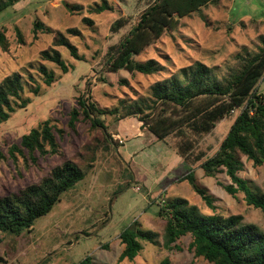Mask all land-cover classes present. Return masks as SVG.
I'll list each match as a JSON object with an SVG mask.
<instances>
[{
  "label": "rangeland",
  "instance_id": "obj_1",
  "mask_svg": "<svg viewBox=\"0 0 264 264\" xmlns=\"http://www.w3.org/2000/svg\"><path fill=\"white\" fill-rule=\"evenodd\" d=\"M152 1L105 0L106 8L103 0H15L0 12V31L9 42L6 51L0 47V81L16 73L23 83L20 98L12 100L14 110L0 124V151L6 156L0 161V195L39 181L91 137L90 125L83 120L76 123L75 129L68 126L69 111L77 106L76 97L84 89L85 80L90 84L91 100L98 108L118 107L122 111L121 103L143 104L151 96L150 85L156 80L174 74L182 76V72H173L181 67L200 61L220 77L236 63L237 54L256 53L264 46V0H230L227 21L220 11L212 15L210 7L203 9L210 26L204 24L198 13H193L182 18L178 29L165 31L134 56L138 62L156 59L169 71L148 75L125 69L108 71L109 45L128 34L140 12ZM119 17L127 23L113 33L110 26ZM250 19L261 24L256 27ZM35 21L53 31L77 29L78 35L68 36L82 60L74 59L61 46L56 48L69 66L67 72L43 60L39 53L51 46L53 32L38 29L34 33ZM15 28L21 32L22 42ZM41 65L54 72L51 85L44 83L38 69ZM256 89L264 96V74ZM236 113L237 110L230 113L211 133L197 140L183 161L176 154L180 138L158 140L148 130L139 128L140 121L135 116L120 118L119 112L96 111L117 144H109L98 152L87 175L63 192L61 200L34 222L30 232L1 233L0 264H78L86 257L102 264H161L165 257L169 258V264H211L194 258L188 251V235L176 242L181 250H169L162 245L165 220L158 215L159 207L178 198L186 199L187 206L201 215L241 214L244 223H253L264 231V211L249 206L242 192L234 196L227 193L223 186L230 180L223 171L206 176L200 166L215 153ZM48 118L63 131L61 136L55 132L59 152L38 156L37 163L29 162L28 168L20 157L14 163L8 157V147L19 143L23 134ZM189 171L193 173L195 186L211 197L213 208L188 180L180 179ZM239 175L256 192L264 191V165L255 166L243 158ZM133 225L154 231L158 236L154 243L140 241L142 248L133 260H120L123 245L119 234Z\"/></svg>",
  "mask_w": 264,
  "mask_h": 264
},
{
  "label": "trees",
  "instance_id": "obj_2",
  "mask_svg": "<svg viewBox=\"0 0 264 264\" xmlns=\"http://www.w3.org/2000/svg\"><path fill=\"white\" fill-rule=\"evenodd\" d=\"M14 1L0 0V12L12 6ZM216 1L153 0L140 12L128 34L120 42L109 45L106 51L107 70L117 72L125 69L130 73L145 75L168 70L156 59L138 62L134 56L141 54L165 31L178 29L181 19L193 13H198L205 25L210 26L208 18L202 14V8ZM102 3L107 8L105 0ZM64 5L67 6L66 3ZM83 21L90 23L87 18H83ZM250 21L256 27L261 24L257 20ZM126 23L125 18L119 17L111 24V32H118ZM33 27L34 33L38 29L53 32L51 46L39 53L43 60L67 72L69 66L56 48L58 46L66 48L74 59L82 60L68 36L78 35L80 32L77 29L53 31L40 21H35ZM15 30L18 40L22 42L21 32L17 28ZM8 45L5 33L0 31L1 49L6 51ZM236 59V63L220 77L213 75L212 68L200 61L181 67L173 72H182V76L174 74L156 80L150 85L151 96L143 104L126 106L121 103L122 111L118 107L98 108L91 100L90 84L85 80L84 89L76 97L77 106L69 111L68 126L75 129L76 123L83 120L89 123L93 134L71 157L51 168L39 181L0 195V243L1 233L19 235L23 231L30 232L34 222L49 213L61 200L63 192L87 175L98 152L109 144H117L105 120L99 118L96 111L98 114L119 112L120 118L135 116L140 121L139 128L148 130L158 140L180 138L176 154L184 161L197 140L211 133L220 121L237 110L217 150L200 166L206 176L212 177L223 171L230 180L223 186L227 193L234 196L242 192L249 206L264 211V191L256 192L239 175L243 158L251 160L255 166L264 165V96L256 89L257 82L264 74V46L256 53L237 54ZM38 69L44 83L51 85L54 72L44 65ZM22 91L19 74L8 75L0 81V124L9 118L14 110L12 100L20 98ZM55 132L60 136L63 133L62 129L52 124L51 119L41 121L37 127L23 134L19 143L8 147V157L14 163L20 157L24 167L28 168L29 162L37 163L38 156L57 154L60 147ZM4 159L6 156L0 151V161ZM180 179L188 180L201 199L213 208L211 197L195 186L192 171ZM187 205L186 199L178 198L159 207L158 215L165 220L162 245L166 249L181 250L176 242L188 235L187 249L194 258L200 257L211 264H264V231L257 225L244 223L241 214L223 216L212 213L205 216ZM157 236L156 232L135 225L125 229L119 234L123 245L119 259L133 260L142 248L140 241L154 243ZM169 262V258L165 257L161 264ZM78 264L102 263L86 257Z\"/></svg>",
  "mask_w": 264,
  "mask_h": 264
},
{
  "label": "crops",
  "instance_id": "obj_3",
  "mask_svg": "<svg viewBox=\"0 0 264 264\" xmlns=\"http://www.w3.org/2000/svg\"><path fill=\"white\" fill-rule=\"evenodd\" d=\"M218 2H219L218 5L215 6L214 4H209V5L205 6L204 8H202V10L203 9L207 10L210 7V14H212V15H215V14L217 15V13L220 11L219 12L220 16H222V18L225 16V20L227 21L228 20L227 13H228V10L231 8V1L230 0H218ZM187 17H189V16H187Z\"/></svg>",
  "mask_w": 264,
  "mask_h": 264
}]
</instances>
